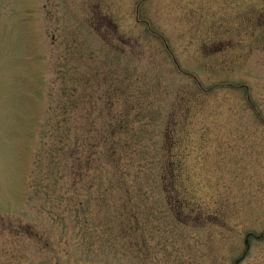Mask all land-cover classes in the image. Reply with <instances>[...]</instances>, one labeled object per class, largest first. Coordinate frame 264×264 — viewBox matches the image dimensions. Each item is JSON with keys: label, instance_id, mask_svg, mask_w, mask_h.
<instances>
[{"label": "rangeland", "instance_id": "rangeland-1", "mask_svg": "<svg viewBox=\"0 0 264 264\" xmlns=\"http://www.w3.org/2000/svg\"><path fill=\"white\" fill-rule=\"evenodd\" d=\"M0 264H264V0H0Z\"/></svg>", "mask_w": 264, "mask_h": 264}]
</instances>
